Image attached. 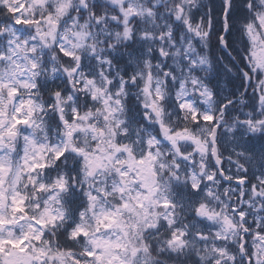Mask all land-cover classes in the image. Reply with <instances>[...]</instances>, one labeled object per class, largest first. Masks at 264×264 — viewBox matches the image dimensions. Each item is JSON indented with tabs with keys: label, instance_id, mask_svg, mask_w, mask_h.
Listing matches in <instances>:
<instances>
[{
	"label": "snow or ice",
	"instance_id": "1",
	"mask_svg": "<svg viewBox=\"0 0 264 264\" xmlns=\"http://www.w3.org/2000/svg\"><path fill=\"white\" fill-rule=\"evenodd\" d=\"M0 264H264V0H0Z\"/></svg>",
	"mask_w": 264,
	"mask_h": 264
}]
</instances>
